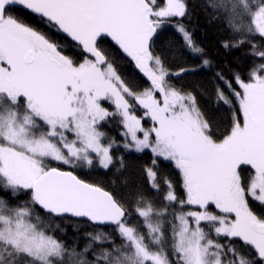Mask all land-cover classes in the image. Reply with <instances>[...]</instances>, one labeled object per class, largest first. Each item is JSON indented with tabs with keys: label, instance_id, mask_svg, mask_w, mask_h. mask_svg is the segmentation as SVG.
<instances>
[{
	"label": "snow or ice",
	"instance_id": "1",
	"mask_svg": "<svg viewBox=\"0 0 264 264\" xmlns=\"http://www.w3.org/2000/svg\"><path fill=\"white\" fill-rule=\"evenodd\" d=\"M202 7L236 37L225 49L251 46L247 78L216 73L222 127L169 79L188 69L171 73L154 51L171 25L211 66L178 19L186 0H0V264H264V0ZM110 117L122 145L101 130ZM119 147L151 153L154 194L117 196L76 174L119 172ZM162 162L178 181L158 179ZM69 218L96 226L82 249L57 235Z\"/></svg>",
	"mask_w": 264,
	"mask_h": 264
},
{
	"label": "trees",
	"instance_id": "2",
	"mask_svg": "<svg viewBox=\"0 0 264 264\" xmlns=\"http://www.w3.org/2000/svg\"><path fill=\"white\" fill-rule=\"evenodd\" d=\"M205 3L206 0H186L187 16L178 19H182L195 44L203 49V58L211 61L210 67H198L201 65L202 57L192 54L184 46L182 37L171 25H166L158 30L159 38L154 51L161 56L171 73L188 69L178 76L170 75L169 79L178 89L190 91L195 96L197 106L212 126L222 127L228 118V113L226 106L218 103L217 100V85L223 87V84L217 79L216 73L221 72L225 77L231 78L233 71H239L247 78V69L251 66L253 58L246 54L251 47L249 44H244L240 48L225 49L223 47L225 40L236 37L228 29L223 18L213 19L212 16L215 13L211 9H208L206 14L205 8L202 7ZM256 43L259 45L260 38H256ZM114 59L117 71L123 76L130 77L134 71L132 65L118 57H114ZM192 69L196 70L192 71ZM225 92L227 93V89ZM103 104L109 111L115 110L114 105H109L107 102H103ZM137 115L142 116L143 110L140 109ZM142 121L144 125L151 124L147 117ZM101 130L109 138H114L117 144L122 145L121 133L125 129L118 117H110L109 122L104 123ZM113 153L117 156L122 155L126 163V167L119 172L115 169L108 172L93 169L91 171L76 170V174L82 179L95 182L106 190L116 193L117 196L130 198L137 191H143L147 195L154 194L145 172L147 167H152L151 153L147 150L142 154L126 152L122 147L113 148ZM60 167L69 170L66 166L61 165ZM164 176L173 182L178 181L176 171L166 162L160 163L158 168V179ZM61 227L66 229V234L57 232V235L64 239L68 245L75 243L78 249H82L91 239L85 236V233H94L96 228L85 221L72 219H68L67 222L62 221ZM220 242L225 243L226 238H221Z\"/></svg>",
	"mask_w": 264,
	"mask_h": 264
},
{
	"label": "rangeland",
	"instance_id": "3",
	"mask_svg": "<svg viewBox=\"0 0 264 264\" xmlns=\"http://www.w3.org/2000/svg\"><path fill=\"white\" fill-rule=\"evenodd\" d=\"M142 124H143V121H142ZM144 125V124H143ZM144 126H146V127H150L151 126V124H149V125H144ZM138 135H140L141 137H142V134H138ZM67 167V166H66Z\"/></svg>",
	"mask_w": 264,
	"mask_h": 264
},
{
	"label": "water",
	"instance_id": "4",
	"mask_svg": "<svg viewBox=\"0 0 264 264\" xmlns=\"http://www.w3.org/2000/svg\"><path fill=\"white\" fill-rule=\"evenodd\" d=\"M109 43H111V42L109 41ZM69 219L76 220V219H74V218H69ZM80 221H85V220H80ZM85 222H87V221H85ZM87 223H89V222H87ZM91 225H92V224H91ZM93 226H95V225H93Z\"/></svg>",
	"mask_w": 264,
	"mask_h": 264
}]
</instances>
